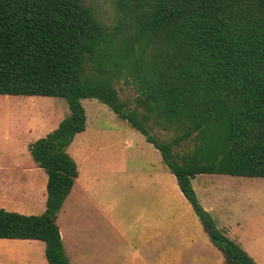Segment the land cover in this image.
Segmentation results:
<instances>
[{
	"label": "trees",
	"instance_id": "1",
	"mask_svg": "<svg viewBox=\"0 0 264 264\" xmlns=\"http://www.w3.org/2000/svg\"><path fill=\"white\" fill-rule=\"evenodd\" d=\"M236 2L118 0L109 26L88 0H0V94L64 97L70 107L29 144L48 174L45 212L0 208V238L42 240L48 264H72L56 218L79 174L67 149L87 127L82 100L97 98L160 151L226 262L257 264L218 227L192 182L201 173L264 177V34L233 36ZM115 79L144 96L129 105ZM153 114L187 121V129L160 140L150 130ZM218 117L227 146L197 137ZM193 135L194 147L183 150Z\"/></svg>",
	"mask_w": 264,
	"mask_h": 264
},
{
	"label": "crops",
	"instance_id": "2",
	"mask_svg": "<svg viewBox=\"0 0 264 264\" xmlns=\"http://www.w3.org/2000/svg\"><path fill=\"white\" fill-rule=\"evenodd\" d=\"M34 118L32 111L15 112L12 120L17 129L9 137L10 145L0 150V208L27 215L44 213L48 198V174L34 160L29 144L59 125L52 130L43 128L41 134L32 138ZM41 123L38 120L36 126ZM87 129L88 124L68 146L69 154L78 164L79 174L56 218L64 252L72 264H112L113 248L122 260L128 256L127 252L121 256V250L129 249L135 254L134 264H149L156 259L169 264H228L181 191L176 176L152 143L145 138L147 146L155 148L154 156L162 161L153 171L131 167L122 150L119 154L107 150L101 154L90 144L87 148L92 152L86 156L90 162L82 163L78 150H71V147ZM106 130L98 127L95 133ZM114 131L123 130L116 127ZM144 148L143 145V152ZM214 174L201 173L193 178V186L196 182L200 189L199 200L225 234L223 227L235 235L236 231L239 233L237 240L230 238L252 254L255 243L244 230L250 215L244 205L235 200L239 191L235 195L228 192L237 191L234 187H238L240 181L235 176L243 175H232L227 188L217 191L223 183L211 177ZM144 183L149 189L142 190ZM4 243L30 245L31 255L34 253L36 258L39 255L41 264H48L46 243L42 240L0 238V244Z\"/></svg>",
	"mask_w": 264,
	"mask_h": 264
},
{
	"label": "rangeland",
	"instance_id": "3",
	"mask_svg": "<svg viewBox=\"0 0 264 264\" xmlns=\"http://www.w3.org/2000/svg\"><path fill=\"white\" fill-rule=\"evenodd\" d=\"M236 1L238 14L229 23V28H233V36L237 39H241L253 34H264V9L257 6V0ZM88 2L93 6L96 16L103 23L109 26L116 23L118 0H88ZM153 42H155V39L152 43ZM114 83L122 99L129 105H134L138 98L144 96L143 92L134 83L124 84L118 79H115ZM82 102L88 116V129L85 134H80L82 136H79L73 148L71 147V150H78L80 162L84 163L86 161L87 164L90 162L89 156L86 158L87 154L92 152L87 148V144H90L92 146L95 145L101 154L104 153V150L111 151L113 154H119L122 150V154L126 155L131 167L145 168V170L153 171V167L157 168L162 164V161H158L154 156L153 151L155 148L147 146L145 136L134 129L128 121L119 118L108 105L97 98H85ZM23 110L32 111L34 113L35 118L32 119V123L35 129L33 130L34 133L32 138H35L37 134H41L40 132H43V128L52 130L59 124L61 119L70 113L68 101L64 97L0 94V150L1 147L10 145L9 137H11V134L15 133L17 129V126L13 124L14 120H12V117H15V112ZM38 120H41L42 123L36 126ZM187 124V121H180V119L176 118L173 119L169 117V115L158 117L154 114L149 122L151 132L160 140L172 139L183 130L185 131L187 129ZM98 127L108 130L101 134H97L95 133V129ZM116 127H121L123 131H114ZM226 133L227 126L223 122V119L218 117L199 132L197 137L208 144L218 143L221 146H227ZM194 136L195 135L190 137V142L187 141L183 144V150H189L194 147ZM78 142L80 143L78 144ZM81 142H83L84 145H82ZM143 145L145 146V152H143L142 149ZM219 156L222 157V154L220 153ZM118 160L120 159L118 158ZM211 177H215L218 179L217 182L223 183L217 190L222 191V188H227V183L233 176L228 174H214ZM235 178L239 179L240 185L234 187L237 191L228 192L235 195L239 191L235 200L241 202L250 215V219H247L244 224V230L249 232L250 241L255 243L254 248H252V254H250L257 263L264 264V178L247 176H235ZM141 188L142 190H147L149 189V185L144 183ZM194 188L199 196L200 189L196 182H194ZM223 228L229 237L237 240V235H239L237 231V235H235L228 230L227 227ZM29 248L30 245L15 246L10 243L0 244V264H41L40 256L37 255L36 258L34 253L31 255ZM114 250L113 248L112 264H134L133 262L136 261L135 254L130 252L129 249L128 251L121 250V256L127 252L128 258L125 260H122V257L118 256ZM28 255L29 258L26 257ZM149 264L169 263L156 259L155 262H150Z\"/></svg>",
	"mask_w": 264,
	"mask_h": 264
}]
</instances>
